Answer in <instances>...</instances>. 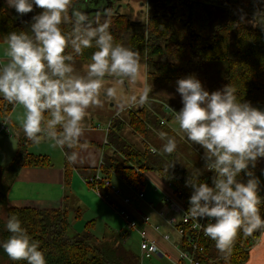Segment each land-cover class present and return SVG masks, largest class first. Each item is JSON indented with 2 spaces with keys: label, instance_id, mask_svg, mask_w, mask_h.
<instances>
[{
  "label": "clouds",
  "instance_id": "clouds-1",
  "mask_svg": "<svg viewBox=\"0 0 264 264\" xmlns=\"http://www.w3.org/2000/svg\"><path fill=\"white\" fill-rule=\"evenodd\" d=\"M5 3L22 23L34 7L41 10L30 17L27 30L9 32L0 45L4 57L0 59V99L22 108L20 127L32 144L47 142L74 162V149L83 134L82 121L89 107L100 103L101 96L118 98L119 110L149 102L152 85L147 81L138 95L128 98L120 95L116 86L105 85L106 77L113 78L116 85L125 81L135 84L141 73L139 54L114 42L107 12L90 16L75 6L74 0ZM261 14L264 12L256 16ZM68 24L70 33L63 29ZM90 48L95 49L90 62L83 72L78 71L74 57ZM175 83L182 107L172 111L174 121L182 138L203 149L204 160V169L194 168L184 180L190 189L186 212L226 258L238 231L251 235L264 230L258 194L261 179L253 172L257 161L264 159V109L242 102L231 84L209 92L194 74ZM158 137L162 141L159 154L176 152L175 137L164 132ZM204 171L211 173L208 181L200 179ZM242 172L244 180L240 179ZM205 219L203 225L198 222ZM5 228L9 236L0 240V249L11 261L47 264L39 242L32 239L15 214L8 216Z\"/></svg>",
  "mask_w": 264,
  "mask_h": 264
},
{
  "label": "trees",
  "instance_id": "trees-1",
  "mask_svg": "<svg viewBox=\"0 0 264 264\" xmlns=\"http://www.w3.org/2000/svg\"><path fill=\"white\" fill-rule=\"evenodd\" d=\"M87 1L74 0V4ZM108 2L116 7L124 0ZM39 11L34 7L28 15L31 17ZM106 12L114 42L139 54V61L146 66V75L152 82V92L148 103L125 109L122 117L117 114L111 118L104 145L80 140L75 149L93 146L100 150L101 162L96 171L111 184L119 179L140 200L144 197L147 174H156L171 188V196H168L187 211L190 189L185 187L184 180L194 168L204 169L203 149L182 138L174 128L172 111H179L182 103L178 93L173 94L169 88H176L177 79L194 74L209 92L231 84L237 88L242 102L264 104V14L256 16L264 12V3L258 0H147L143 21L130 20L125 14L115 12V8ZM29 22L30 19L26 23L18 22L15 10L8 9L5 1L0 0V43L9 32L27 30ZM63 29L70 33L71 24ZM94 50L87 49L74 59L89 63ZM13 106L0 99V119L8 117ZM159 132L175 137V153L159 154L162 144ZM31 144L26 137L19 136L14 157L7 165L0 166V209L5 214L4 219L0 217V240L9 236L6 220L15 214L32 239L39 242L47 264H140L138 255L117 237L97 239L87 227L82 233L70 235L69 211L65 207L8 206L7 191L22 168L50 165L47 156L34 155L25 149ZM170 163H173L172 167L165 172ZM68 169L66 161V175ZM261 170L258 160L253 172L261 179L258 194L262 199L259 207L264 218ZM210 175L204 171L200 179L208 181ZM90 177L83 179L86 184L97 188L102 185L101 182L87 183ZM240 179H246L243 172ZM138 193L143 196L139 197ZM203 221L206 223V219ZM260 233L261 230H257L245 235L238 231L226 258L216 249L214 241L201 234L198 241L202 251L196 256L200 264H244ZM181 247H188L185 239L181 240ZM0 264L26 262H13L0 249Z\"/></svg>",
  "mask_w": 264,
  "mask_h": 264
},
{
  "label": "crops",
  "instance_id": "crops-1",
  "mask_svg": "<svg viewBox=\"0 0 264 264\" xmlns=\"http://www.w3.org/2000/svg\"><path fill=\"white\" fill-rule=\"evenodd\" d=\"M146 1L147 0H141L140 7H143V10H146ZM131 2L133 4L134 0L124 1V3L127 4L129 8ZM76 6L80 8L83 5L79 4ZM110 9L111 10L113 9V4ZM253 106L256 108L264 109V104H258ZM114 113L115 115L118 114L117 111H114ZM10 114L8 115V121L6 120L5 122V126L7 127L8 131H10L9 128L11 126L13 127L14 132L17 135L16 143H15V139H13L17 149L18 137L19 136L25 137V136L20 125L17 124V122H15L16 124L13 123V125L10 126V121L12 120ZM2 132L3 131H0V134H2ZM103 137L104 134H102L100 130L97 129L94 130L91 128L83 127V134L80 140L96 143L94 141H99L100 139H103ZM9 144L11 145V142ZM44 144L49 145L47 142H44ZM74 151L77 152V159L74 162H70L66 159L64 152H62L58 148L50 147L47 150H45L44 153H34L28 150L29 153H32L34 155L47 156L50 161V165L28 166L22 168L7 191L6 203L8 204V206L11 207L29 206L38 209H46V208L61 209L65 207L69 211L71 209L70 203L72 202L66 201L65 196H71V194H73V191L74 192L76 191L77 193H79L78 191L90 192L91 190L89 189L91 186L86 184L83 179L93 176L101 162V153L93 146H83L78 149H74ZM61 152L63 155H61ZM56 155L61 156L60 161L58 162ZM66 161L69 164L67 175L65 171ZM259 165L261 169H264V159H259ZM86 169H92V171ZM146 180L147 181L149 180L152 183L158 182L160 186L157 185L156 183V187L153 190H151L149 194H145L144 192V197L142 200H140L138 197H137L138 199H136V197L134 198L133 196L136 202L131 203L130 199L127 196H124L129 199V203L125 205L123 203L124 197H120L118 192V194L110 193L109 199L107 201H103V200L102 201L106 203V205L120 218L122 217L119 215V211L122 209L127 212L129 218L132 217L134 219H137L142 214L148 215L150 217V225L146 226V230L148 232V236L155 241L159 250V254L142 255L140 250L138 249L139 260H144V259L151 260L152 258L155 257L162 260L167 259L171 261L173 264H177L181 238L179 237V235H177V238L174 241L171 240V237L168 234H163L160 231V228H158L157 230L154 229L155 225L160 227L158 224L159 221H163L165 223V221L159 216V211L162 212L167 211L166 205L164 204L165 203L164 197L170 194L169 191L171 192V189L169 190L170 187L167 184H165L162 180H160L159 177L154 173H148ZM83 182L86 185H84ZM111 182L112 185L114 186L117 185L121 189V192L125 189H128L127 186L124 183H122L119 179ZM98 189L102 194L109 192V189L103 185H100ZM158 192L161 194L162 197L161 199L159 198ZM83 194L86 197L87 194L84 192ZM76 204L78 205V209H80L79 207L81 206V204L80 203H76ZM167 215H171V213H168ZM76 217H78V215H76ZM108 227H109L108 232H105L102 237L94 236V234H92L93 237L100 239V238H108L109 236H114L120 239L121 243L124 244V246H126L128 244L127 242H129L126 236H128L130 232L136 231V230L127 231L126 225H124L123 230H121V228L118 229L113 228L117 226H108ZM136 235H138V232L136 233ZM165 235H168V238H164ZM128 237H130V235ZM261 246H262V242L259 247ZM127 248L133 251L131 247H127ZM257 250L258 249H256L254 252H252L253 250L249 251V258L244 264L260 263L259 261L261 255L259 252H256Z\"/></svg>",
  "mask_w": 264,
  "mask_h": 264
},
{
  "label": "rangeland",
  "instance_id": "rangeland-1",
  "mask_svg": "<svg viewBox=\"0 0 264 264\" xmlns=\"http://www.w3.org/2000/svg\"><path fill=\"white\" fill-rule=\"evenodd\" d=\"M5 1V0H4ZM128 1V0H124ZM257 2V0L255 1ZM141 0H134L133 4L132 2L130 3V8L128 7L127 4L124 2H121L120 8L118 10L119 13L125 14L130 20L133 21H143L146 17V10H143V7H140ZM7 6V5H6ZM118 6V5H117ZM116 6V7H117ZM115 4L113 5V8H115ZM8 8V7H7ZM133 8V10H132ZM135 8V10H134ZM10 9V8H8ZM11 10V9H10ZM2 45V43H0ZM0 59H4L3 57V46H0ZM74 67L78 70L83 72L86 69V66L88 63H83L78 59H74L73 61ZM141 64V73L140 76L137 79V82L135 84L131 83L130 81H125L123 85H116L115 80L113 78H107L105 79V85L106 86H116L118 88V93L120 95H123L125 98H128L132 95H138L140 89L143 86V83L147 81L149 85H152V82L148 79L146 72H145V65L143 62H140ZM169 91L175 92V89L171 90L169 88ZM167 93V92H166ZM176 93V92H175ZM151 94V92H150ZM174 94V93H173ZM179 95V94H178ZM118 98L113 99V98H106L104 96L100 97V103L98 105H92L89 107L87 110V114L82 121V127L85 128H91V129H97L100 130L102 134H104L103 139H100L99 141H94L98 145H104L105 139H106V130L109 124V121L113 116H115L114 111L118 112L119 116H124L125 115V109L124 110H119L118 107ZM138 104H134L130 108H136ZM260 107V106H259ZM262 107V106H261ZM260 109V108H258ZM11 113V114H10ZM9 114L11 115V121H10V126L13 125V123L17 122V124L20 125V121L22 119L23 115V110L20 106L14 105L13 110ZM7 120L8 117H1L0 121V131H3L2 134H0V166H5L7 165L11 159L14 157L15 152H16V144H14L17 140V135L14 132L13 127L11 126L9 128V132L1 127V122L2 120ZM16 124V123H15ZM174 128L179 132L178 125L176 124ZM182 135V133H180ZM132 139V137H130ZM129 138V139H130ZM11 142V145L9 144ZM98 142V143H97ZM50 148L49 145H46L44 143H41L40 145H27L25 149L29 150L30 152L34 153H44L45 150ZM97 149V148H96ZM98 150V149H97ZM100 151V150H98ZM101 153V151H100ZM99 153V154H100ZM61 155L62 152H61ZM57 157V162L60 161L61 156L56 155ZM55 160V159H54ZM86 170H91L92 169H86ZM160 179V178H159ZM161 180V179H160ZM163 181V180H162ZM164 182V181H163ZM82 183V182H81ZM157 185L160 186L158 182L152 183L151 181L146 182V186L144 189L145 194H149L151 190H153ZM84 184V182H83ZM86 185V184H84ZM87 187V186H85ZM116 189L119 191V196L124 197L127 196L131 203L136 202L134 199L136 195L134 194L133 191L125 189L121 192V189L115 185ZM89 189V188H88ZM171 188H169L170 190ZM91 190L90 192L88 191H73V194L71 196H65V200L70 203V210H69V222H70V227L68 233L70 235L76 234V233H82L85 228L87 227L94 236L102 237L105 232H108L109 227L108 226H117L113 227L115 229L121 228L123 230L125 221L120 218L116 213H114L107 205L104 203L96 194L94 188L90 187ZM86 193V197L83 194ZM170 193V191H169ZM80 194V195H79ZM159 198L161 199V194L158 192ZM171 196V194H169ZM134 196V198H133ZM126 198V197H124ZM136 199H138L136 197ZM159 199V200H160ZM76 203H80L81 206L78 209V205ZM79 212H78V210ZM78 215V217H76ZM0 217L1 219L5 218L4 211L0 209ZM94 220V221H93ZM87 224V225H86ZM159 228L160 231L163 234H168L171 237V240H174L177 238V232L173 226H170L165 224L163 221H159ZM86 225V226H85ZM112 228V229H113ZM136 232V231H135ZM134 231L130 232L129 235L130 237L126 236L128 244L126 245L127 247H131L133 252L138 255V249H139V237L136 235ZM132 233V234H131ZM264 230H261V233L258 235V240L256 244L251 246L250 250H253L254 252L256 249H258L256 252H259L261 255L260 258V263L259 264H264ZM263 239V240H262ZM262 242V246H260ZM257 247V248H256ZM259 247V248H258ZM154 257V256H152ZM144 259V258H143ZM140 264H173L171 261L167 259H159V258H152L151 260H140Z\"/></svg>",
  "mask_w": 264,
  "mask_h": 264
},
{
  "label": "built area",
  "instance_id": "built-area-1",
  "mask_svg": "<svg viewBox=\"0 0 264 264\" xmlns=\"http://www.w3.org/2000/svg\"><path fill=\"white\" fill-rule=\"evenodd\" d=\"M5 122L6 119L2 120L1 127L7 129ZM86 182L89 184H98L101 182L103 186L109 189V192L102 194L97 188L98 186L93 185L92 188H94L97 196L103 201H107L109 199L110 193L118 194L119 192L116 187L108 180L103 179L98 171H96L94 176L88 178ZM138 196L142 197L143 194L138 193ZM164 202L167 211H159V216L165 221L167 225L173 226L181 240L185 239L186 243L188 244L187 248H182L180 242L177 264H200L196 255L202 251V247L199 245L198 241L199 236L203 234L202 229L195 227L197 221L189 217L188 213L184 211L182 205L178 201L166 195L164 197ZM123 203L127 205L129 203V199L124 198ZM168 213H171V215H167ZM119 215L124 219L127 231L136 230L138 232L139 250L142 255L159 254V250L155 241L148 236V232L146 230V226L150 225V217L148 215L142 214L137 219L132 217L129 218L127 212L123 209L119 211ZM198 222L202 225L205 223L203 220H199ZM158 228L159 227L157 225L154 226V229L157 230ZM164 238H168V235H165Z\"/></svg>",
  "mask_w": 264,
  "mask_h": 264
},
{
  "label": "water",
  "instance_id": "water-1",
  "mask_svg": "<svg viewBox=\"0 0 264 264\" xmlns=\"http://www.w3.org/2000/svg\"><path fill=\"white\" fill-rule=\"evenodd\" d=\"M83 6L80 7L85 12H87L90 16H95L98 12H106L110 11L111 4H109L108 0H88L85 4H82ZM120 8V5H118L115 9V12H117ZM30 19V16L26 14L23 17L24 22H28ZM18 22H21L20 19L17 18Z\"/></svg>",
  "mask_w": 264,
  "mask_h": 264
}]
</instances>
